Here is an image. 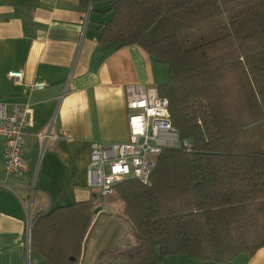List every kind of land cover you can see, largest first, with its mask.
<instances>
[{
    "label": "trees",
    "instance_id": "16d2710c",
    "mask_svg": "<svg viewBox=\"0 0 264 264\" xmlns=\"http://www.w3.org/2000/svg\"><path fill=\"white\" fill-rule=\"evenodd\" d=\"M99 42L139 45L167 66L159 86L170 122L192 150H162L148 184H116L109 201L132 227L135 256L104 250L96 264H234L264 247V0H79ZM94 198L32 219L31 248L77 264Z\"/></svg>",
    "mask_w": 264,
    "mask_h": 264
},
{
    "label": "crops",
    "instance_id": "0c3cea01",
    "mask_svg": "<svg viewBox=\"0 0 264 264\" xmlns=\"http://www.w3.org/2000/svg\"><path fill=\"white\" fill-rule=\"evenodd\" d=\"M86 10L79 0H0V103L8 112L13 104L32 109V124L24 134L26 171L17 176L4 172L6 141L0 137V264H52L27 250L31 188V220L56 206L93 199L86 185L89 142H125L127 86L159 95L167 81V66L139 45L99 42L95 17L90 12L85 21ZM10 71H21V80L16 82ZM36 83L43 87L34 88ZM48 124L65 136L52 142L39 162L33 134ZM94 201L101 210L93 216L77 264H96L104 250L135 256L138 243L120 215L122 203ZM120 235L128 237L124 241ZM165 262L196 264L185 255H170ZM233 262L264 264V247Z\"/></svg>",
    "mask_w": 264,
    "mask_h": 264
},
{
    "label": "built area",
    "instance_id": "2783aa9c",
    "mask_svg": "<svg viewBox=\"0 0 264 264\" xmlns=\"http://www.w3.org/2000/svg\"><path fill=\"white\" fill-rule=\"evenodd\" d=\"M90 7L86 10L87 21ZM9 76L16 82L22 78L21 71H10ZM34 88H42L36 83ZM127 132L128 137L121 143L89 142L86 167V185L88 189L97 188L98 194L110 196L116 184L126 179H136L142 184L149 183L150 173L155 166L156 156L165 149L181 148L187 152L193 144L189 139H181L179 131L170 122L169 103L166 97L158 95L153 89L140 85L126 88ZM32 124V109L28 104H13L8 112L4 103H0V137L6 141L2 150L3 169L6 174L17 176L27 170L24 157V134ZM38 142L40 160L52 142L65 136L54 130L51 124L33 134ZM34 186V185H32ZM28 216L26 219V246L31 248L30 191Z\"/></svg>",
    "mask_w": 264,
    "mask_h": 264
},
{
    "label": "rangeland",
    "instance_id": "374dc122",
    "mask_svg": "<svg viewBox=\"0 0 264 264\" xmlns=\"http://www.w3.org/2000/svg\"><path fill=\"white\" fill-rule=\"evenodd\" d=\"M96 16H98L97 15V13L95 12V11H92V17H96ZM91 23H93L92 21H90V24ZM39 157V156H38ZM42 158V157H41ZM41 161V159L39 160V162ZM92 192L94 193V199L96 200V201H101L102 199H103V197H101L97 192H98V190H97V188H95V189H92ZM31 203H32V198H31ZM127 238L128 237V235H120V238L122 239V240H126V239H124V238ZM126 242H128V241H126ZM124 246L126 245V247H123L124 248V250H129V247H127L128 246V244H123ZM120 250V249H119ZM123 250V251H124Z\"/></svg>",
    "mask_w": 264,
    "mask_h": 264
},
{
    "label": "water",
    "instance_id": "95a60500",
    "mask_svg": "<svg viewBox=\"0 0 264 264\" xmlns=\"http://www.w3.org/2000/svg\"><path fill=\"white\" fill-rule=\"evenodd\" d=\"M100 210H101V206L95 207L94 210H93V213L94 214H96V213L98 214V211H100Z\"/></svg>",
    "mask_w": 264,
    "mask_h": 264
}]
</instances>
